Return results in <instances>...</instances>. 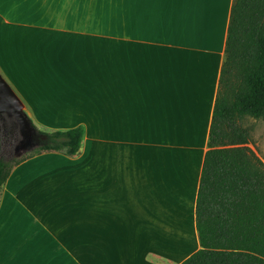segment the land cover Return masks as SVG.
Instances as JSON below:
<instances>
[{
	"label": "crops",
	"instance_id": "obj_1",
	"mask_svg": "<svg viewBox=\"0 0 264 264\" xmlns=\"http://www.w3.org/2000/svg\"><path fill=\"white\" fill-rule=\"evenodd\" d=\"M232 1L0 0V74L28 118L84 128L78 155L12 168L0 264H180L200 248Z\"/></svg>",
	"mask_w": 264,
	"mask_h": 264
},
{
	"label": "trees",
	"instance_id": "obj_2",
	"mask_svg": "<svg viewBox=\"0 0 264 264\" xmlns=\"http://www.w3.org/2000/svg\"><path fill=\"white\" fill-rule=\"evenodd\" d=\"M264 122V0H233L195 203L200 248L180 264H264V164L240 121ZM35 127V126H34ZM37 131L26 156L0 160V192L14 166L32 156L81 151L84 128Z\"/></svg>",
	"mask_w": 264,
	"mask_h": 264
},
{
	"label": "water",
	"instance_id": "obj_3",
	"mask_svg": "<svg viewBox=\"0 0 264 264\" xmlns=\"http://www.w3.org/2000/svg\"><path fill=\"white\" fill-rule=\"evenodd\" d=\"M0 132L14 139L12 156L40 144L45 135L39 133L23 109V104L0 74Z\"/></svg>",
	"mask_w": 264,
	"mask_h": 264
},
{
	"label": "rangeland",
	"instance_id": "obj_4",
	"mask_svg": "<svg viewBox=\"0 0 264 264\" xmlns=\"http://www.w3.org/2000/svg\"><path fill=\"white\" fill-rule=\"evenodd\" d=\"M240 123L242 127L248 130L249 141H248L247 146L252 149V151L256 154V156L264 164V122L261 119H253L250 117H246L242 121H240ZM32 124L35 127H38L39 129H42V130H48V131L53 130V129L42 128L38 122H32ZM12 138H11L10 133L3 135V133L0 132V149L2 152L3 161H10L12 159H17V158L26 156L27 154L32 152L35 148H37L40 145L39 144L27 150L26 152L21 153L18 156H15V155L12 156L11 154H12L13 145H14V139ZM45 139L46 137L40 140V143L43 142Z\"/></svg>",
	"mask_w": 264,
	"mask_h": 264
}]
</instances>
